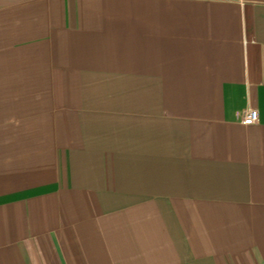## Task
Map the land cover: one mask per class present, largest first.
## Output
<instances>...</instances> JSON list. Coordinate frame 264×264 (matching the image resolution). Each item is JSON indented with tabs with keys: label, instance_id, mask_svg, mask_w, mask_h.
<instances>
[{
	"label": "crops",
	"instance_id": "0c3cea01",
	"mask_svg": "<svg viewBox=\"0 0 264 264\" xmlns=\"http://www.w3.org/2000/svg\"><path fill=\"white\" fill-rule=\"evenodd\" d=\"M0 264H264V0H0Z\"/></svg>",
	"mask_w": 264,
	"mask_h": 264
},
{
	"label": "built area",
	"instance_id": "2783aa9c",
	"mask_svg": "<svg viewBox=\"0 0 264 264\" xmlns=\"http://www.w3.org/2000/svg\"><path fill=\"white\" fill-rule=\"evenodd\" d=\"M258 119V114L256 110L249 109L248 111H245L242 117V123L244 125H251L255 123Z\"/></svg>",
	"mask_w": 264,
	"mask_h": 264
}]
</instances>
